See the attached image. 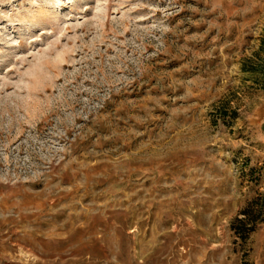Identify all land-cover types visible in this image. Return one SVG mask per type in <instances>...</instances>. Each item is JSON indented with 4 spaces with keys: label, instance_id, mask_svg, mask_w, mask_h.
Masks as SVG:
<instances>
[{
    "label": "rangeland",
    "instance_id": "374dc122",
    "mask_svg": "<svg viewBox=\"0 0 264 264\" xmlns=\"http://www.w3.org/2000/svg\"><path fill=\"white\" fill-rule=\"evenodd\" d=\"M0 264H264V0H0Z\"/></svg>",
    "mask_w": 264,
    "mask_h": 264
}]
</instances>
